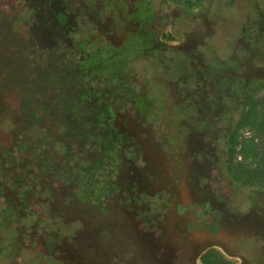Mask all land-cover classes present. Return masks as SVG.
Returning a JSON list of instances; mask_svg holds the SVG:
<instances>
[{
	"label": "trees",
	"instance_id": "obj_1",
	"mask_svg": "<svg viewBox=\"0 0 264 264\" xmlns=\"http://www.w3.org/2000/svg\"><path fill=\"white\" fill-rule=\"evenodd\" d=\"M52 1L60 3V0ZM76 1H79L81 10L80 8L66 7V4L65 6L62 4V7L51 8L43 0H0V92L4 94L5 90L12 89L18 94L17 96H24V103L22 107L18 108V113L24 110L25 113H30L28 116L31 117L35 113L43 112L45 114L43 117H46V113L49 112L51 116L47 117L54 126L64 127L70 124V127H74L76 125L73 141L57 139V149L52 154H48L46 165L49 163L53 177L62 178V181L65 182L62 183L63 185L66 184V178L70 177L69 174L80 175V177L87 174L92 177L89 180H91L94 189H97V187H103V181L97 177V174L106 170L111 153L115 152L117 158L121 157L120 142L126 140V134L114 127V112L111 110L110 102H101L100 94L116 91L122 102L137 103L140 111L144 110V113H146V106L153 103L152 101L158 103L159 108L163 110L170 108L171 106L166 104V98L162 99L160 96L154 98L150 96V100L147 101L149 104H145V97L148 96V92L153 90L152 87H148V82L145 83L146 87L141 90L139 98H133V95L130 99H126L124 95L132 93V90L124 89L125 91L121 92V86L125 85L121 70H127L129 65L141 62L143 49L151 46L152 43V38H147L145 32L153 31L155 26L158 29L155 34L158 35V32L168 26L173 18L175 22H180L185 17L183 13L176 17L168 13L169 17L166 19L165 14L160 17L158 13L153 23H151L152 21L148 22L151 24L147 29H144L141 23L143 18L141 10L142 7L149 6L147 3L143 5L141 2V6L140 3L135 7L132 6L133 11L137 12L128 14V8H125L124 2L120 0L116 2L111 0ZM168 1L174 2V0ZM115 4L120 5L118 8L121 12L118 16L109 11ZM216 6L220 9L225 8H221V5L215 1L212 7L214 17ZM121 13H125L123 17ZM220 18L222 19V17L216 16L213 21H210L213 23V27L214 24L216 26V28H209L212 31L211 34H206L199 25L188 20L196 28L192 36L197 42L196 45L204 48L207 42L218 35L220 36V32H218V27L222 24ZM229 40L231 43L232 39L226 36L224 39L222 38L221 42L225 47H231ZM165 50L169 51L170 49L166 48ZM139 53L141 54L139 55ZM253 55L256 57L254 52ZM260 56L264 57V55ZM239 58L243 63L233 59L234 64L237 62L235 68L243 71V67H239V65H244L249 60L243 56H239ZM262 60L263 64L259 66L264 69V59ZM141 65L140 63L139 66ZM231 65H233L232 62ZM134 73L136 75L138 72ZM180 84L183 85L182 81ZM46 92L48 95L44 96ZM118 92L124 93V95L120 94L119 96ZM117 96L115 95V97ZM251 103V97L243 100L240 113L234 116L222 149L225 153L221 160L222 172L225 175L223 180L225 179V182L237 192V195L235 192V197L231 198L230 204L237 207L241 213H245L250 207L260 206L261 196H264V181L259 174L250 172L243 180V177L237 176L232 171L237 148L240 149L239 152L244 160L257 156L254 137L241 140L242 136L240 135L241 129L248 126L250 119L249 114L244 113V109L248 106L252 108ZM37 119L31 117L30 124H23L29 128H26L25 132L31 130L30 134L33 139L42 136V129L38 126ZM78 123H80V127ZM73 142L78 147L77 153L84 154L88 150H92V152L88 154L87 158L75 156L78 160H74L71 165L61 164L63 155L73 147ZM93 160L95 163L92 162ZM40 165L45 166L44 163ZM15 166L12 165L10 169L12 170ZM18 174L17 185L19 189L21 188V192L17 194L16 198L15 196L13 199L9 198L11 193L14 195L16 192L12 190L13 186L11 188L3 187L7 188L5 194L9 205L4 210L0 209V264H74L73 258L65 253L66 247L63 240L65 235L62 234L69 224L67 222L69 216L66 215L65 210L54 209L51 206L55 202L53 199H56V196L53 199L44 198L43 201L40 197H30L28 194L30 190L22 189L27 184V181H24L25 176L23 177L21 173ZM33 183L31 184L33 185ZM83 183L76 184L79 192L83 191ZM87 186L89 185L86 184V190ZM82 196L89 199V196ZM41 201L43 204L41 209L44 212L39 214L42 218L39 217L35 208L31 207L35 202ZM78 201L81 202V198H78ZM8 219L13 220L11 224L15 226L21 224V226H11L8 229L4 223ZM51 222L54 223L53 227H49ZM87 223L89 222L81 217L78 222H74L78 227L80 226L78 229L81 231L85 230ZM35 225H40L43 232L35 233ZM90 225L91 228L86 230L88 235L91 232L99 233V235L106 233L105 228L101 225L95 223ZM74 227L76 226L74 225ZM50 231L53 232L49 233ZM11 232H13L12 237L9 236ZM245 240L241 237L238 250L229 253L241 257L247 264L251 258V246ZM2 243L5 245H1ZM6 244L9 246L8 248ZM4 248H7L6 252H3ZM21 252L23 253L18 256ZM11 254H14V257L17 256V260H14ZM201 261L203 264H211L206 256L202 257ZM183 262L184 260L181 258L179 263Z\"/></svg>",
	"mask_w": 264,
	"mask_h": 264
},
{
	"label": "rangeland",
	"instance_id": "obj_2",
	"mask_svg": "<svg viewBox=\"0 0 264 264\" xmlns=\"http://www.w3.org/2000/svg\"><path fill=\"white\" fill-rule=\"evenodd\" d=\"M215 1L218 3V5H221V8H225L220 9L218 6H216L217 10L215 11L214 17L212 15V7ZM43 2L47 3V5H49L51 8H55V6L62 7V4L64 6L66 4V7L69 6L71 9L80 8L81 10L79 1L76 0H60L59 4L53 2L52 0H43ZM49 2L51 3L48 4ZM156 2L158 3V5L157 3H155L154 5L157 6L158 10L159 6H164L163 13L165 14V16H167L166 19H168L169 17L168 13H170L171 16L172 14L175 16L178 13H183L185 19L180 22H175V19L173 18L168 23V26L159 31V34L157 35V37H155L156 43L162 44L165 49H170L169 51H164V57L160 56L161 53L158 52L153 53L152 58H149L148 56H141V62H143L141 66H139L141 62H138L140 61L138 60V63L135 62L133 65H129L127 67V70H121L125 84L121 86V92L125 91L124 89H130L132 90V93H126L124 95V93L121 94L118 92V95H124L126 99H130L133 95V98H139L141 95V90L146 87L145 83L148 82V87L150 86L153 88L152 91L147 89L148 91H150L148 93L152 94L153 96L146 93L148 96H144L145 104H149L147 103V101L150 100V96L152 98L160 96L162 97V99L167 98L166 104L170 106L174 104L175 100L172 97L166 96L168 94H171L172 91L174 92L173 87L177 85V79L179 78L178 83L182 87L180 89L187 91L194 97H201L206 100H211L214 105L220 104V107L225 106V109L223 108L221 110L224 112L222 114L220 113L223 117L221 118L222 122L218 123L216 121V123H218V128H220L222 133H224L227 128L230 127V124L232 125L233 123L232 121V123L229 124L227 119L224 118L226 115L229 116L234 112L233 105L235 104V101L233 99V96H235V91L239 84V79H236L234 77L233 73L228 67V65H231L229 59H231L235 54L230 55L231 50L228 47H225V45L222 44L221 41L222 38L224 39L227 36L228 38L232 39L231 41L233 43H230L229 40V43L232 46H238L236 39L248 34L250 41L246 42V45L248 46V48H252L250 50L251 52H254V54H256V57H254L251 62L249 61L251 67L248 68V70L250 71L251 75L248 76V79L245 82V94H247L246 97L252 98L251 104L253 107L250 108L248 106L244 109V113H248L250 119L248 126L241 129L240 135L242 136L241 140H248L249 138L254 137L256 149L255 151L257 153V156H255V158L248 157L244 160L241 153L239 152L240 149L237 148L233 159L232 171L236 173L237 176L243 177V180L246 179V175L250 174V172H254L256 174H259V176H261L264 181V69H262V67L260 68L259 66L263 64L261 62H263L262 59H264V57L260 56L264 55V0H178V2L156 0ZM153 6L152 4H150V7H152V9L145 6L142 7L141 14L143 18L141 20V23L144 29H147V27L151 23H153V20H155L158 16L157 14L159 13V11L153 9ZM131 7L132 5L129 2L128 9H130L127 10V12H131L133 10ZM111 11L115 16L119 15V10H117L116 7L112 8ZM136 12L137 11H135L134 13ZM204 16L206 17V21H213L216 16L222 17V19L220 18L222 24L218 27V32H220L221 37L218 35L216 37L217 39L214 38L213 40H211L212 42H209L214 47V52L212 54L209 53L205 57H201L204 59H201L198 63V60L200 58L198 54L195 53L191 55V53L185 54L184 52H190L193 48L190 46V44L193 43L192 40H194L191 33L194 34L196 28L194 27L195 25L190 23V21L195 22V24L197 25H200L199 27L204 30L203 20L201 19L204 18ZM211 27H213V25H211ZM213 28H216L215 24ZM153 31L149 30L144 34L147 33V38L154 37L155 33L158 31L157 27L154 26ZM186 32H189V34L187 35ZM155 38L153 39L150 47H154ZM142 45L145 46L144 44ZM232 46L231 49L233 48ZM143 50L146 51V48H144ZM140 54L141 53H139V55ZM197 64H199V66ZM256 68L263 71V73H259V71H252ZM134 72L138 73L135 75ZM181 81L183 85L180 84ZM119 88L120 86L118 87V89ZM5 92L6 93L4 94L0 92V209L4 210L8 208L9 204L7 203V197L5 194L7 188H11L13 186L12 190L17 192H15L14 195H12V193L10 194L9 198L12 199L14 198V196L16 198L17 194L21 192V188L19 189L17 185V179L19 176L18 173H21L23 177L25 176L24 181H27V184L25 185L26 187L22 189L26 188L27 190H30L31 192L28 191L30 197H40L43 201L44 198L48 197L53 199L56 196V199H53L55 202L53 201L54 203H52L51 206L54 209L65 210L66 215L69 216L67 219L68 223L78 222L80 217L83 220L85 219L86 222H89L88 217L90 218L92 216L93 210L97 209L98 206L96 205L103 204L105 200V197L102 196V190H104V188L97 187V189H94L93 185L91 184V180H89L92 177L87 174L81 177L80 175L76 176L75 174H69L70 177L66 178V184L63 185L62 183L65 182L62 181V178L55 176L53 177L50 171L51 169L49 168V163H47L46 165V158L48 157V154H52L57 149V139L63 138L73 141V137L76 131V125L74 127H70V124L64 127L54 126V124L48 118L49 116H51L49 112L46 113L48 117H43L45 115L43 112L35 113L31 117L38 118L37 123L38 126L42 129V136L38 139H33L30 134L31 130L29 132L26 130L25 132V129L28 128V126L26 127L23 125L30 124L29 122H31V117L28 116V114L30 113H25L24 110H22L23 112L18 113V108L22 107L24 103V96H17L18 94L12 89L5 90ZM50 92L54 94L53 91L50 90ZM220 93L221 95H224V98L221 100H217L220 99L217 95ZM44 94H46L44 96L48 95L47 92ZM100 95L101 96L99 97V100L101 102H110L111 104V110H113L114 112L113 123L122 128L124 127L123 130H127V138H129V141H127L128 143L124 151V156L127 159L126 165H129V168L133 169L134 172H131L130 169H127V171L129 170V173H133L134 178H138V180H133V186H139V184L141 183V179L145 176L144 174L150 175L148 173H151L152 176H148L147 179H145L146 181L144 180L145 182H148V179H153V175L158 170L169 168V165L166 166L163 164L162 166L154 168L152 167L150 171H145L146 168L150 167L152 161L150 154L152 153V149L149 148V146L152 145V141L155 140L161 143V140L168 135L167 132L171 131V124L169 123L170 121L168 122L169 119L166 110L159 108L160 105L152 101L153 103L146 106L147 117H145L146 121L143 124L142 116H139V106L137 105V103L135 104L132 101H127L125 103L122 102V100L118 98L116 91L110 92L109 94L102 92ZM115 95L117 97H115ZM44 96H42V98H44ZM225 97L227 98L226 100H224ZM217 101H219L220 103H217ZM194 109H196V107ZM220 114L219 117H221ZM131 118L133 122L129 121V119ZM171 119H173V117H171ZM215 120H218V117L215 118ZM126 121L128 122V126L125 125ZM17 123L19 124L18 126L16 125ZM78 125L80 127V123H78ZM141 125L144 126L145 129L143 142L145 143L144 146L147 147V150L145 154L137 155V152L134 150L136 149V145L134 144L133 139L140 131ZM221 131L215 132L216 136H218L219 139H212L213 135L208 137L209 147H215V144L220 146L221 143H219V141L221 137H223L222 142L225 141V139L227 138L226 134L222 135ZM192 143L193 141H190L188 146L191 147ZM75 144L76 143L73 142V147H71V149H68L66 153L64 151L66 155H63V162H61V164L71 165L74 160H78L75 156H77L78 158H81V156L87 158L88 154L92 152V150H88V152H85L84 154L77 153L78 147ZM162 151L168 152L169 154L171 152L167 145L162 146ZM110 155L111 157L110 159H108V163L106 165V169L108 168L107 172L109 170L111 172L109 176L105 177V175L107 174L106 170H103V173L97 174V177L104 181L105 179L107 181L109 179H113L116 176L115 170L118 161H114L112 159V157L115 159V152L111 153ZM204 157L206 160L212 162L213 160H216L217 155L209 149L204 153ZM187 158L188 159H186L185 161L186 166L190 162H192L190 161L191 158H189V156ZM14 162L17 164V167L12 168L11 170L10 168L12 164H14ZM92 162L95 163L94 160ZM43 163L45 165L44 167L40 165ZM205 167V170L209 168V171L203 172L207 180H204V183L210 185L212 189H220L223 194L228 195V205L230 206V198L235 197V189L227 184L225 182V179L223 180L225 175L223 174L222 169L220 170L216 169L215 167L213 168L211 163L208 164V167ZM125 173L127 172L125 171ZM120 176L123 177L125 175L122 173L120 174ZM193 177L194 176L191 175V179ZM191 179H187V182L184 183L185 188L183 190V195L186 198L184 197L182 199L184 201H180V203L184 206L188 205L187 207L190 208V215L193 216H190V220L200 221L201 216L199 213L203 210V208H194V205L192 204L193 199L191 198V196L193 191L191 189V186L189 185L190 183L192 184ZM32 182H34L33 185L31 184ZM79 182H84L82 192H79L78 188L76 187V184ZM173 183L176 184V181H172L171 185H174ZM86 184L89 185L87 186V190ZM164 190L165 188L159 185L157 187H153L150 190H146L147 194H149L148 199L151 200L150 198L152 197L150 196L152 195V192L156 196L155 198H157L159 194L161 196H165L166 194ZM99 194H101V196H99ZM82 195L89 196V199L83 197ZM78 198H81L82 201H78ZM263 198L264 196H261V200L264 201ZM149 200L142 199V203L150 202ZM171 200L172 199H170L168 205L173 208L175 204ZM42 201L39 203L35 202L33 205H31V207L33 206V208H35V211H37L39 217L41 218L42 216H40L39 213L44 212V210L41 209V205H43ZM106 202H108V200H106ZM106 202L102 206H106ZM215 206L216 205L212 204V208H214ZM231 207H227V209H234L233 207ZM99 212L103 215L106 210L100 209ZM141 213L143 214V212ZM215 215V213H210L207 217L204 218V220L210 221ZM2 219L4 220V218ZM155 219L158 221H162V213H160L158 218ZM178 219L179 218L175 219V221ZM12 221L11 219H8L4 222L8 229H10L9 227L11 226H21V224H18L16 226L14 224H11ZM40 225L34 226L36 227V229L34 230L35 233L43 232ZM53 225V222L49 223V227H53ZM74 225L78 227V225ZM51 232L53 231H50L49 233ZM62 234L65 235L66 232L63 231ZM9 236L12 237L13 232L9 233ZM29 236L33 237L32 235ZM99 236L100 238L103 237L102 234ZM175 236L176 235L173 233L172 238ZM154 237L156 246H162V244L165 245L168 243L167 239H165V237L161 234H156ZM175 240L176 239H174V241ZM1 245H5V243H2ZM6 247L8 248L9 246L6 244ZM79 247L82 249H88L90 245L87 247V244L83 242L82 247ZM93 247L98 249V251L101 250V252H103V249L99 248L98 245L96 246V244H93ZM7 248H4L3 252H6ZM259 252L260 251L257 250V253ZM22 253L23 252L19 253L18 256H20ZM11 255L14 260H17V256L14 257V254ZM202 256L208 257V260L211 262V264H245L239 258L230 256L225 251V249H222L219 246H207L201 253L193 258V264H203L201 261ZM99 259L101 264V258ZM148 260H143L142 264H150ZM154 261H156V259L153 260V262Z\"/></svg>",
	"mask_w": 264,
	"mask_h": 264
},
{
	"label": "flooded vegetation",
	"instance_id": "obj_3",
	"mask_svg": "<svg viewBox=\"0 0 264 264\" xmlns=\"http://www.w3.org/2000/svg\"><path fill=\"white\" fill-rule=\"evenodd\" d=\"M111 1L116 2L118 0ZM120 1L124 2L123 6L125 8H128L129 2L134 7L139 3L141 6V2H143V5L147 3L149 6L145 7L151 9L152 7H150V4L153 6L157 3L156 0ZM118 6L120 5L115 4L112 8L116 7L120 15L121 11ZM155 7L153 9H157V7ZM162 7L161 5L159 6V10L157 9L160 17L164 16ZM112 8H110L109 11H111ZM127 13L134 14V11L132 10ZM123 14L121 13L122 17ZM180 14L182 13H178L177 15ZM201 19L203 20L204 32L206 34H211L212 31L209 28H211L213 23L206 21L205 16ZM186 34L188 35L189 33ZM191 34L193 35V33ZM155 37H157V34L151 37L152 41ZM249 39V35L246 34L236 39L240 48L235 45L232 46V49L228 47L231 50L230 55L235 54L229 59V62L231 61L233 65H228V67L234 77L239 79L235 96H233L235 101L233 105L234 112L229 115L230 117L226 115L224 118L227 119L229 124L232 123L234 116L240 113L243 100L248 98L246 97L247 94H245V82L248 76L251 75L248 70V68L251 67L249 61L251 62L254 57V55L252 56L253 52L250 50L252 48H248L246 45V42L250 41ZM192 42L193 43L190 44V46L193 47L192 50L190 52L185 51L184 53H191V55L195 53L198 54L200 56L198 63L201 59H204L201 57H205L209 53L212 54L215 50L209 42L204 45V48L196 45L197 42L195 40H192ZM164 51L165 48L162 44L156 43L155 38L154 47L148 46L146 51H143L142 56L152 58L153 53L158 52L161 53L160 56L164 57ZM239 56H243L249 60L244 65H239V67H243V71L235 68V64L242 60ZM233 59L237 60L235 64ZM141 64H143V62H141ZM197 65L199 66V64ZM252 71L263 73L258 68ZM178 82L179 78L177 79V85L174 86L175 88L173 87L174 92L172 91L171 94L166 96L172 97L175 100L174 104L170 105L172 109L171 107L166 109L169 119L168 122L170 121L169 123L171 124V131L167 132L168 135L161 140V143L155 140L152 141V145L149 146V148L152 149V153H150L152 161L150 167L146 168L145 171H150L152 167L162 166L163 164L166 166L169 165V168L158 170L153 175V179H148V182H145V179L152 175L151 173H148L150 175L144 174L145 176L143 175L144 178L141 179L139 186H133V180H138V178H134L133 173L131 174L129 170L127 171V169H130L131 172H134L133 169L129 168V165H126L127 159L124 156V151L128 143L127 141H129V138H127V130H123L124 127L122 128L114 124V127L119 128L118 130H120L121 133L123 132L126 134V140L120 142L121 157L117 158V155L115 159L112 157L114 161H118L115 170V178L109 179L108 181L106 179L105 181L102 180V188H104V190H102V196L105 197V200L103 204L96 205L98 207L93 210L92 216L90 218L88 217L89 223H87L84 231L79 230L80 226L74 227V222H70L66 227V231H64L66 232L63 237L64 246L66 247L65 253H68L69 256L73 258L74 264H100L99 258H101V264H142L143 260L146 259H149L148 261L150 264H163V262L164 264H181L179 263L181 258L184 260V264H193V258L201 253L207 246L211 245L225 249L230 256L237 257L245 263L241 257L229 253L238 250L241 237L245 238V242H249L251 246V258H249L250 262L247 264H264V201L262 200L260 202V206L250 207L245 213H241L237 207H233L232 204H230V206L228 205V195L223 194L220 189H212L210 185L204 183V180H207L203 172L209 171V168L205 170V166L208 167V164L211 163L213 168L222 169L221 160L225 155L222 149L224 148L223 145L226 142L227 134L231 129V124L224 133L218 128L217 124L222 122L221 118L223 117L221 114L224 111L221 110L223 108L225 109V106L220 107V104L214 105L211 100L190 95L187 91L180 89L182 87ZM217 95L220 98L217 99L216 97L217 100L224 98V95H221V93ZM226 99L225 97L224 100ZM217 103L220 102L217 101ZM195 107L196 109H194ZM145 112L146 113H144V110L140 111L139 109V116H142L143 124L146 121L145 117H147V111L145 110ZM219 114L221 117H219ZM171 117H173V119H171ZM217 117L218 120H215ZM129 121L133 122L132 118L129 119ZM216 121L218 123H216ZM125 125L128 126L127 121ZM217 131H221L222 135L226 134V139L224 138L225 141L222 142L223 137H221L219 141V143H221L220 146L215 144L216 148L209 147L208 137L213 135L212 139H219L215 134ZM144 134L145 129L144 126L141 125L140 131L133 139L136 145V149L134 150L137 152V155L146 153L147 147L144 146L145 143L143 142ZM190 141H193L191 147L188 146ZM164 145L168 146L171 151L170 154L162 151V146ZM209 149L217 155L216 160L212 162L206 160L204 157V153ZM188 156L191 158L190 161L192 162L186 166L185 161L188 159ZM12 165H16L15 167H17L15 162ZM107 170L108 168L106 169L107 174L105 177L109 176L111 173L110 170L108 172ZM125 171L127 173H125ZM122 173L125 176L121 177L120 174ZM191 175L194 176L192 179ZM187 179H191L192 181V184L190 183L189 185L193 191L191 198L193 199L192 204L194 208H203L199 213L201 216L200 221L190 220V216L193 217L190 215V208L187 207L188 205L184 206L180 203V201H184L182 200L185 197L183 195V190L185 188L184 183L187 182ZM95 180L97 182V178ZM174 180L176 184L173 183L174 185H171ZM158 185L165 188L164 191L166 195L161 196L159 194V196L155 198L156 196L152 192L150 196L152 198L149 200V194H147L146 190H150ZM99 196H101V194H99ZM142 199H147L150 202L142 203ZM170 199H172L171 201L175 204L173 208L168 205ZM106 200H108V202H106ZM105 202L107 205L102 206ZM212 204L216 206L212 208ZM231 205L234 209H227V207L230 208ZM100 209H105L106 212L102 215L99 212ZM141 212H143V214ZM59 213H61V211H59ZM160 213L163 215L162 221L155 219L158 218ZM210 213H215L216 215L213 216L210 221H205L204 218ZM177 218L179 219L175 221ZM92 223L99 224L105 228L106 233H102V238H100L99 233L96 232H91L89 235L87 234L88 231L86 230L87 228H91L90 224ZM173 233L176 236L172 238ZM156 234L164 236L168 243L165 245L162 244V246H156V242L154 241V236ZM174 239L176 240L174 241ZM83 242L87 244V247L89 245L90 247L88 249L80 248L79 246L82 247ZM93 244H96V246L98 245L99 248L103 249V252H101V250L98 251V249L93 247ZM200 249H202V251H199ZM257 250L260 252L257 253ZM155 259L156 261L153 262Z\"/></svg>",
	"mask_w": 264,
	"mask_h": 264
},
{
	"label": "crops",
	"instance_id": "obj_4",
	"mask_svg": "<svg viewBox=\"0 0 264 264\" xmlns=\"http://www.w3.org/2000/svg\"><path fill=\"white\" fill-rule=\"evenodd\" d=\"M263 192H264V190H263Z\"/></svg>",
	"mask_w": 264,
	"mask_h": 264
}]
</instances>
